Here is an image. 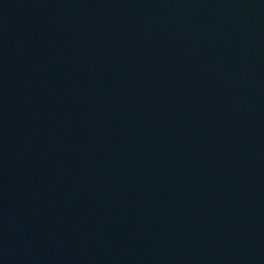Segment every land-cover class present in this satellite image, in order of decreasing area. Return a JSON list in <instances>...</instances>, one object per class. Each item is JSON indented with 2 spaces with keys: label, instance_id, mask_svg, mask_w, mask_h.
I'll return each mask as SVG.
<instances>
[{
  "label": "water",
  "instance_id": "water-1",
  "mask_svg": "<svg viewBox=\"0 0 264 264\" xmlns=\"http://www.w3.org/2000/svg\"><path fill=\"white\" fill-rule=\"evenodd\" d=\"M0 264H264V0H0Z\"/></svg>",
  "mask_w": 264,
  "mask_h": 264
}]
</instances>
